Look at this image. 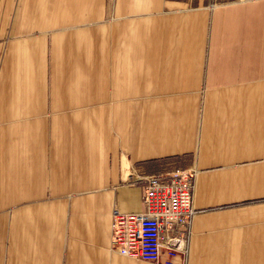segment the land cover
<instances>
[{
    "label": "crops",
    "instance_id": "1",
    "mask_svg": "<svg viewBox=\"0 0 264 264\" xmlns=\"http://www.w3.org/2000/svg\"><path fill=\"white\" fill-rule=\"evenodd\" d=\"M179 171L173 264H264V0H0V264H158L112 211Z\"/></svg>",
    "mask_w": 264,
    "mask_h": 264
},
{
    "label": "built area",
    "instance_id": "2",
    "mask_svg": "<svg viewBox=\"0 0 264 264\" xmlns=\"http://www.w3.org/2000/svg\"><path fill=\"white\" fill-rule=\"evenodd\" d=\"M142 209L124 212L114 208L110 248L121 254L173 264L186 254L195 214L192 203L194 173H158L143 178Z\"/></svg>",
    "mask_w": 264,
    "mask_h": 264
},
{
    "label": "rangeland",
    "instance_id": "3",
    "mask_svg": "<svg viewBox=\"0 0 264 264\" xmlns=\"http://www.w3.org/2000/svg\"><path fill=\"white\" fill-rule=\"evenodd\" d=\"M213 1H226V0H213ZM230 1V0H229Z\"/></svg>",
    "mask_w": 264,
    "mask_h": 264
}]
</instances>
